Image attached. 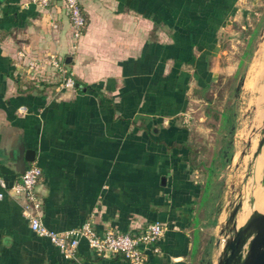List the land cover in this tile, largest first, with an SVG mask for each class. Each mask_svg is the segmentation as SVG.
<instances>
[{
	"label": "crops",
	"instance_id": "0c3cea01",
	"mask_svg": "<svg viewBox=\"0 0 264 264\" xmlns=\"http://www.w3.org/2000/svg\"><path fill=\"white\" fill-rule=\"evenodd\" d=\"M245 1L80 0L86 26L73 49L61 0L47 9L0 0L4 183L19 179L20 153L33 150L49 228L88 220L98 233L134 231L161 220L159 251L143 264H217L222 180L202 157L206 129L194 103L208 104L220 37ZM50 53L77 80L74 88L59 86V73L43 62ZM31 59L41 61L33 77ZM23 199H0V264H129L121 254L96 255L83 238L77 259L65 258L30 228Z\"/></svg>",
	"mask_w": 264,
	"mask_h": 264
},
{
	"label": "rangeland",
	"instance_id": "374dc122",
	"mask_svg": "<svg viewBox=\"0 0 264 264\" xmlns=\"http://www.w3.org/2000/svg\"><path fill=\"white\" fill-rule=\"evenodd\" d=\"M245 3L240 5V14L220 37V55L215 62L218 74L209 92V103L204 104L203 101L194 103L197 114L195 119L203 123L201 126L206 129V132L199 134L200 145L204 150L202 157L206 162L212 159V163L216 164L218 172L221 173L224 204L220 216L222 222L225 221L233 204L239 199H246L247 194L251 196L257 185L263 186L261 178L264 154L262 151L259 174L254 171L253 155L262 136L264 115V0H246ZM253 27L257 29L250 36ZM246 47L249 49V56L243 58L240 72L234 77L237 61ZM227 107L232 108L234 115L230 128H225L221 124L220 112ZM203 110H209V113L200 120L198 116ZM251 139H255L253 149ZM224 141L229 142L232 155L229 162L220 166L217 150ZM210 145L214 146V151ZM244 210L248 213L249 207L246 206ZM218 239L222 247L223 234Z\"/></svg>",
	"mask_w": 264,
	"mask_h": 264
},
{
	"label": "built area",
	"instance_id": "2783aa9c",
	"mask_svg": "<svg viewBox=\"0 0 264 264\" xmlns=\"http://www.w3.org/2000/svg\"><path fill=\"white\" fill-rule=\"evenodd\" d=\"M44 9L49 8L52 0H28ZM68 15L72 48L77 47L79 37L86 26V17L81 7L80 0H61ZM40 60L31 59L27 62V69L30 77L40 64ZM43 62L60 75L59 86L63 88H74L75 78L65 68L64 62L55 53H50ZM42 169L35 161L28 163L17 181L6 185L0 177V199L5 193L20 201L21 213L27 219L30 228L39 236H44L54 244L62 255L68 259H77V248L80 239H85L88 246L99 256H111L121 254L129 264H143L148 251L157 252L158 240L166 229L165 222L161 220L148 221L134 231H121L113 226H108L101 233H98L92 223L88 220L81 224L65 229L55 230L49 228L43 221L41 209L42 198L37 189Z\"/></svg>",
	"mask_w": 264,
	"mask_h": 264
},
{
	"label": "water",
	"instance_id": "95a60500",
	"mask_svg": "<svg viewBox=\"0 0 264 264\" xmlns=\"http://www.w3.org/2000/svg\"><path fill=\"white\" fill-rule=\"evenodd\" d=\"M77 85V83H76ZM263 151L264 154V115L262 119V136L258 141L254 155ZM34 159L33 150L20 153L18 166L20 172L26 167V162ZM261 183L264 186V163ZM243 199L233 204L221 226L223 246L217 264H264V210L254 208L245 225L236 230V216L242 207ZM220 242V241H219Z\"/></svg>",
	"mask_w": 264,
	"mask_h": 264
},
{
	"label": "bare ground",
	"instance_id": "6f19581e",
	"mask_svg": "<svg viewBox=\"0 0 264 264\" xmlns=\"http://www.w3.org/2000/svg\"><path fill=\"white\" fill-rule=\"evenodd\" d=\"M255 147V139H251V148ZM262 164V150L259 154L253 155V167L256 174H259ZM249 195V194H247ZM246 199L242 202L241 211L238 212L236 216V230H239L242 226L245 225L251 211L254 208L264 210V186L257 185L251 192V196H247ZM249 207V212L245 213V207Z\"/></svg>",
	"mask_w": 264,
	"mask_h": 264
},
{
	"label": "trees",
	"instance_id": "16d2710c",
	"mask_svg": "<svg viewBox=\"0 0 264 264\" xmlns=\"http://www.w3.org/2000/svg\"><path fill=\"white\" fill-rule=\"evenodd\" d=\"M256 29H257V27L254 28V31ZM251 35H253V33ZM248 42H249V39H247V43H246L247 47L249 46ZM247 47L243 50L242 55L239 58L236 70H235L234 75H233L234 77L240 72L241 66L243 64V58L246 57V56H249V49ZM75 81H77V80H75ZM209 101H210V99H209ZM209 101H208V103H209ZM233 116H234L233 115V110H232L231 107H227V108L223 109L220 112L221 124L225 128L226 127L230 128V124H232V122H233ZM228 125H229V127H228ZM231 155H232L231 146H230L228 141H224L223 144L221 145V150L217 154V159H219V161H220V166H223L227 162H229ZM213 165L216 168V171H218V168L216 167V164H213Z\"/></svg>",
	"mask_w": 264,
	"mask_h": 264
}]
</instances>
